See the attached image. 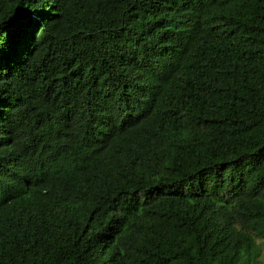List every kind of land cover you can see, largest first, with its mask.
Returning <instances> with one entry per match:
<instances>
[{
    "label": "trees",
    "instance_id": "1",
    "mask_svg": "<svg viewBox=\"0 0 264 264\" xmlns=\"http://www.w3.org/2000/svg\"><path fill=\"white\" fill-rule=\"evenodd\" d=\"M43 11L0 61V264H264V0Z\"/></svg>",
    "mask_w": 264,
    "mask_h": 264
},
{
    "label": "snow or ice",
    "instance_id": "2",
    "mask_svg": "<svg viewBox=\"0 0 264 264\" xmlns=\"http://www.w3.org/2000/svg\"><path fill=\"white\" fill-rule=\"evenodd\" d=\"M28 3H39V0H28ZM20 7L25 10L17 13L7 29H5L8 32V40H0V61L3 59L6 48L11 49L18 42L26 40L33 31L38 30L44 23L45 13L43 9L48 7V0H45L40 6V10L31 8L26 9L24 3H22Z\"/></svg>",
    "mask_w": 264,
    "mask_h": 264
},
{
    "label": "rangeland",
    "instance_id": "3",
    "mask_svg": "<svg viewBox=\"0 0 264 264\" xmlns=\"http://www.w3.org/2000/svg\"><path fill=\"white\" fill-rule=\"evenodd\" d=\"M258 244H260V247H261V258L264 257V241H258Z\"/></svg>",
    "mask_w": 264,
    "mask_h": 264
}]
</instances>
